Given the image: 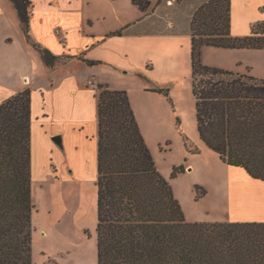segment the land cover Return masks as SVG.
Instances as JSON below:
<instances>
[{"label": "trees", "instance_id": "1", "mask_svg": "<svg viewBox=\"0 0 264 264\" xmlns=\"http://www.w3.org/2000/svg\"><path fill=\"white\" fill-rule=\"evenodd\" d=\"M14 3L26 40L52 66L60 58L33 41L31 0ZM146 11L150 0H133ZM231 0H209L191 20L193 94L202 141L221 160L264 181V78L202 63L203 46L264 49V20L231 31ZM92 66L99 61L83 58ZM31 89L0 103V264H33ZM185 147L201 151L189 136ZM175 166L173 176L184 172ZM99 264H264V221H187L161 174L125 90L99 84ZM197 186V197L205 190Z\"/></svg>", "mask_w": 264, "mask_h": 264}, {"label": "rangeland", "instance_id": "2", "mask_svg": "<svg viewBox=\"0 0 264 264\" xmlns=\"http://www.w3.org/2000/svg\"><path fill=\"white\" fill-rule=\"evenodd\" d=\"M235 1L238 14H245L242 4L247 0ZM263 5L264 0H248L246 15L264 19V7L259 9ZM0 6L12 19L10 25L0 18V35H24L14 3L0 0ZM44 6L35 12V19L39 21L34 35H63L61 28L75 23L80 24L79 32L74 29L71 35H104L103 39L105 35H128L125 39L110 38L89 50L88 56L99 61L95 65L84 62L85 55L78 54L74 48L72 53H77V57L60 56L53 60L51 68L75 61L84 74L98 75L100 84L128 93L157 168L172 185L187 221L230 222L235 215H251L255 212L254 206L260 208L262 204L256 199L264 197L260 195L259 185V189L252 186L254 183L243 168L224 163L200 137L192 84L193 17L189 2L184 7L166 9V0H153L146 10L150 16L145 17L133 0H48ZM156 8L159 11L155 14ZM33 11L34 6L30 7L31 15ZM42 17L46 20L42 21ZM50 28H55L54 32ZM75 42L76 46L80 40L77 38ZM201 60L218 68L243 73L249 70L264 78V49L203 46ZM0 77L4 80L9 75L0 73ZM94 87L98 89L99 84ZM87 135L94 140L93 133ZM185 135L201 148L199 153L187 151ZM95 138V155L90 148L84 151L88 139H68L74 148L79 147L83 169L77 167L80 157L70 152L67 143L66 153L57 148L46 153L42 139L35 140L32 147L33 264H99L98 188L94 170L95 165L98 169V136ZM179 165H184L185 171L173 176L175 166ZM198 185L206 191L200 197H197ZM252 197L257 201L253 206Z\"/></svg>", "mask_w": 264, "mask_h": 264}, {"label": "crops", "instance_id": "3", "mask_svg": "<svg viewBox=\"0 0 264 264\" xmlns=\"http://www.w3.org/2000/svg\"><path fill=\"white\" fill-rule=\"evenodd\" d=\"M31 1L34 6L30 21L33 40L41 43L55 55H71L77 57V53H72V50L76 48V51L79 52L78 54L83 53L85 58L91 59L88 56L89 50L93 49L96 45L106 42V40L110 38L125 39L128 36L112 35L111 37V35H105L106 37L103 39L104 35H71L70 33L73 32L74 29L77 30L80 28L79 23H75L71 26L67 25L65 29L57 26L61 28L63 35H44L41 33H36V35H34L35 24H38L39 21V19H35V12L43 10V7H45L44 5L48 0H44L42 4L41 1L40 3L37 0ZM151 1L153 0H150V2ZM206 1L209 0H183V2L179 4L177 0H166V9L167 7H173L174 9L179 6L184 7L185 3L189 2L191 17H193L199 6ZM231 1L232 34L235 36L245 35L247 33L250 34L252 25L259 20L254 17L249 18L246 15L248 0L244 1L242 4V6L245 7V14L243 13L240 15L236 11V1ZM262 7H264V5L259 6V9L262 10ZM158 11L159 9L156 8L155 14ZM141 12L144 13V17L150 16L146 11L141 10ZM16 14L18 15L17 9ZM0 18L6 20V22L11 25V17L6 10H2L1 6ZM44 20L46 19L42 17V21ZM140 20H142V18ZM54 29L55 28L51 30L50 28V32H54ZM133 36L143 37L146 35ZM77 38L80 42L75 46V39ZM239 63H243V61H239ZM238 71L241 72V70ZM248 72L250 71L248 70ZM0 73L9 75V78L4 80L0 77V103L4 99L9 98L13 91L19 92L26 88L31 89V136L33 149L37 138L38 141L39 139H42L44 142V150H47L46 153L50 151H48V149L53 148H57L66 153L67 143L70 152H74L80 157L79 162L76 164L78 165L77 167L83 169L85 165L82 156L79 154L80 149L78 146L74 148L68 142V139L70 138V140H72L73 138H79L80 140L84 139L85 141L88 139L89 141L86 142L89 143H87V147L84 151L87 150V148H90L94 155L97 152V138L95 137L98 136L99 88L96 89L94 85L96 83L100 84L98 75L94 72H92V74L95 75L89 73L84 74L79 70L78 62L76 63L75 61L59 68H51V66H48L43 61L41 54L34 48V46L26 40L25 35H11L8 33L6 35H0ZM90 80L93 81V84H89ZM88 132L93 133L92 137L94 140L88 138ZM55 135H61L62 146L54 141L53 137ZM94 170L97 173L98 178L97 165H95ZM247 176V178L254 183V185L251 184L252 186L257 189L259 185L261 190L260 195L264 197V190L261 189V187L264 186V181L256 180L249 174ZM256 200L262 204L260 205V208L254 206L252 209L255 212L251 215H242L239 217L235 215L236 217L233 216L234 220L264 221V198L261 199L260 197ZM256 200L253 197L251 198L252 206L255 204Z\"/></svg>", "mask_w": 264, "mask_h": 264}, {"label": "water", "instance_id": "4", "mask_svg": "<svg viewBox=\"0 0 264 264\" xmlns=\"http://www.w3.org/2000/svg\"><path fill=\"white\" fill-rule=\"evenodd\" d=\"M53 139L58 145L62 146V137H61V135H55L53 137Z\"/></svg>", "mask_w": 264, "mask_h": 264}, {"label": "built area", "instance_id": "5", "mask_svg": "<svg viewBox=\"0 0 264 264\" xmlns=\"http://www.w3.org/2000/svg\"><path fill=\"white\" fill-rule=\"evenodd\" d=\"M89 84H93V81L90 80V81H89Z\"/></svg>", "mask_w": 264, "mask_h": 264}]
</instances>
